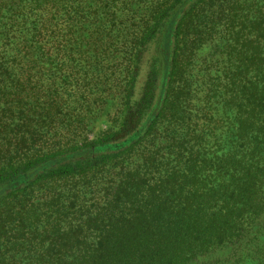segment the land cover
<instances>
[{
  "label": "trees",
  "instance_id": "obj_1",
  "mask_svg": "<svg viewBox=\"0 0 264 264\" xmlns=\"http://www.w3.org/2000/svg\"><path fill=\"white\" fill-rule=\"evenodd\" d=\"M83 2L0 0V264H189L260 239L264 0L169 5L157 94L133 93L153 28L132 56L122 122L87 143L60 92L74 93ZM206 8L228 50L214 52L200 107L190 98L178 109L190 42L206 38L186 34Z\"/></svg>",
  "mask_w": 264,
  "mask_h": 264
},
{
  "label": "rangeland",
  "instance_id": "obj_2",
  "mask_svg": "<svg viewBox=\"0 0 264 264\" xmlns=\"http://www.w3.org/2000/svg\"><path fill=\"white\" fill-rule=\"evenodd\" d=\"M83 1L84 23L75 27V34L84 39V51L76 49L81 60L75 63L71 76L74 93L73 96H67L63 85H60V92L66 106L69 105L74 111L73 115L80 116L76 119L83 130L80 136L75 137V141L84 140L87 143L106 131H115L122 122L128 101L126 90L131 79L129 69L135 64L132 56L136 53L141 37L153 28L156 30V37L147 44L146 56L142 59L140 72L134 81L133 93L141 95L146 88L151 87L157 94V83L151 72L162 70L158 49V42L165 29L162 18L167 21L166 16L170 10L168 6L175 4L176 0ZM96 7L100 12L93 17V9ZM211 12L206 8L204 13L194 15L186 34L189 35L187 40L192 39L198 31L206 38L200 42H190V60H193V64L175 84L172 92L178 109L181 101L190 98L193 101L192 108L200 107L205 93L211 87L214 52L218 49L217 52L226 54L228 50L224 39L226 34L208 30ZM77 99H81L80 104L76 103ZM130 101L133 102V98ZM81 104H84L83 109L80 108ZM178 109L175 106L173 112ZM260 233L258 240L250 238V235L242 245L214 250L203 257H196L189 264H264V226ZM257 245H260L259 249Z\"/></svg>",
  "mask_w": 264,
  "mask_h": 264
}]
</instances>
